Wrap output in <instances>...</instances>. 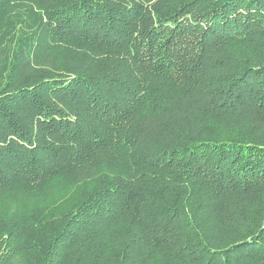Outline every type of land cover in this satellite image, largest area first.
Instances as JSON below:
<instances>
[{
    "label": "trees",
    "instance_id": "obj_1",
    "mask_svg": "<svg viewBox=\"0 0 264 264\" xmlns=\"http://www.w3.org/2000/svg\"><path fill=\"white\" fill-rule=\"evenodd\" d=\"M0 264H264V0H0Z\"/></svg>",
    "mask_w": 264,
    "mask_h": 264
},
{
    "label": "rangeland",
    "instance_id": "obj_2",
    "mask_svg": "<svg viewBox=\"0 0 264 264\" xmlns=\"http://www.w3.org/2000/svg\"><path fill=\"white\" fill-rule=\"evenodd\" d=\"M62 205H63V206H66V204H64V203H63Z\"/></svg>",
    "mask_w": 264,
    "mask_h": 264
}]
</instances>
